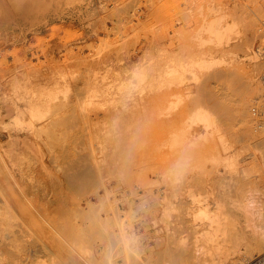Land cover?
I'll use <instances>...</instances> for the list:
<instances>
[{
	"label": "rangeland",
	"instance_id": "obj_1",
	"mask_svg": "<svg viewBox=\"0 0 264 264\" xmlns=\"http://www.w3.org/2000/svg\"><path fill=\"white\" fill-rule=\"evenodd\" d=\"M250 1L23 0L16 7L14 0H0V146L18 140L22 145L33 142L40 151L38 158L22 155L14 169L9 167L23 186L21 195L8 180L3 183V193L19 201V211L25 210L21 216L12 209L10 223L18 236L26 237L29 245L25 243L24 249L29 251L20 254L24 261L18 252L6 255L1 264H21V260L25 264L29 259L32 263L26 264H52L43 246L54 245L61 229L69 242L74 239L69 264L93 263L95 257L100 261L95 258V264H216L241 255L264 238V87L260 91L258 86L264 49L254 38L259 27L264 33V23L248 8L236 6ZM204 46L207 49L199 59L213 66L198 70L195 80L182 67L197 59ZM16 86L21 90L18 97L13 94ZM32 88L41 96L39 103L48 117L29 133L21 131L16 121H26L28 101L18 98ZM242 102L247 103L246 119L239 112ZM197 106L211 113L220 130L209 135L211 139L200 122L185 151L181 148L176 157L164 155L160 139L172 126L188 122ZM182 152H190L189 159ZM228 162L232 166H226ZM164 169L188 173L186 187L178 185L185 189H176L179 197L171 196L175 188L158 186L162 179L156 173L161 175ZM6 170L0 165L1 179L8 175ZM189 173L206 181L198 178L197 185ZM158 202H164L163 210L170 208V216L167 210L159 213ZM1 207L8 210L2 202ZM158 219L166 222L161 228ZM76 240L82 244H74L80 254L79 248H85L84 257L72 245ZM98 243L101 247H96ZM259 252L245 264L264 254Z\"/></svg>",
	"mask_w": 264,
	"mask_h": 264
},
{
	"label": "bare ground",
	"instance_id": "obj_2",
	"mask_svg": "<svg viewBox=\"0 0 264 264\" xmlns=\"http://www.w3.org/2000/svg\"><path fill=\"white\" fill-rule=\"evenodd\" d=\"M22 1L23 0H14V5L16 6V7H19V6H21V4H22ZM236 6H239L240 8H242V7H245V8H248L249 10H251L252 11V13L256 16V17H258L261 21H262V23H264V0H251L249 3H247V4H245V6L244 5H236ZM232 23H236V22H234V21H232ZM261 28L259 27L255 32H254V38H255V40H256V44H258V47L261 49V50H263L264 49V33H263V30H260ZM200 49V48H199ZM205 49H207L205 46L204 47H201V49H200V52H199V54L200 55H198V57H196L197 59H192V61H190V60H188L189 61V64H188V61L187 60H185V61H187V66H184V67H182V68H184V70H185V68H186V72H189V73H191V74H193V76H194V78H195V80L196 79H199L198 77V75H197V73L200 71V70H208V69H211L212 68V66H213V64H210V62H209V60L208 61H201L200 59V57L201 56H203L204 54L203 53H201L202 51L203 52H205L204 50ZM193 58V57H192ZM200 58V59H199ZM191 59V58H190ZM184 60V59H183ZM173 61V60H172ZM184 61V62H185ZM182 63V62H181ZM181 63H180V65L179 66H182L181 65ZM183 65H186L185 63L183 64ZM171 66V65H170ZM175 69L174 67H169V69ZM177 68H178V65H177ZM199 70V71H198ZM167 72V71H166ZM168 73H170V72H168ZM184 73H185V71H184ZM258 73H259V81H258V86L259 87H262L261 89L259 88V90L261 91L262 89H263V87H264V58L262 59V62H260V64L258 65ZM200 74H201V72H200ZM180 75V74H179ZM192 76V75H191ZM164 78V77H163ZM188 78V77H187ZM180 79H181V77H180ZM140 81H142V80H140ZM165 83V82H164ZM162 84V83H161ZM165 84H167V83H165ZM19 85V84H18ZM167 88V87H166ZM259 91V92H260ZM264 91V90H263ZM188 92V91H187ZM21 93V90H20V87L18 86H16V88H15V90L13 91V94H16V97H18L19 96V94ZM38 92H37V90H35V92H34V89L32 88L31 90H29V91H27V92H24V93H22V96H20V98H18L19 100H21V101H24V102H26L27 103V101H28V108L25 110V113L23 114V116H25V119H26V121H24V122H21V120H19L18 119V121H16V125L18 124V126L20 125V126H22L23 128L21 129V131H26V132H29V133H34L35 131H34V124L35 123H37V122H43L45 119H47V117H48V111L46 112L44 109H43V106L41 107V105H40V103H39V98L41 97V96H38V94H37ZM10 95V94H9ZM195 98V97H194ZM195 99H197V98H195ZM200 100V99H199ZM176 101V100H175ZM41 102V101H40ZM15 103H18V101L16 102L15 101ZM176 103V102H175ZM198 103H200L199 101H198ZM167 104V103H166ZM211 104V103H210ZM225 104V103H224ZM242 106H241V109H239V112H240V115L241 116H243V118L244 119H246L249 115H248V112L246 111V108H247V106H246V104L247 103H243L242 102ZM5 105V104H4ZM15 105V104H14ZM172 105V104H171ZM196 105H198V106H201V104L199 105V104H197V102H196ZM195 105V106H196ZM216 105V107H217V104H214V106ZM18 106V105H17ZM17 106H16V108H17ZM198 106H197V109H198ZM213 106V107H214ZM262 107V111H263V113H264V103L261 105ZM22 107V106H21ZM168 107V106H167ZM174 107V106H173ZM203 107V106H202ZM202 107H200L197 111H195L194 112V114H192V116H190V119L188 120V122H182V124L181 125H179L178 124V126H172L171 128H169V130H168V134L166 135V137L165 138H161L160 140H161V142L159 143V147H160V150L162 151V153L164 154V153H166V154H168V153H170V154H172V156L174 157L175 155H177V154H180V152L181 151H179V150H181V148L183 149V147L185 146H187V145H185L186 144V141H188V143L187 144H189V136L190 135H192L193 136V134H195V131H197V129H196V126H197V124L198 123H203L204 124V127L206 128V130H207V135L209 136V135H211V134H213V133H215V132H217L218 130H220L219 128H218V121L216 120V119H214L212 116H211V113H208V112H206ZM216 107H214V108H216ZM196 108V107H195ZM225 108H226V104H225ZM228 108V107H227ZM55 109V108H54ZM193 109V108H192ZM56 110V109H55ZM55 110H53V112L54 113H56L55 112ZM167 110H168V108H167ZM174 110V109H173ZM173 110H170L171 112L173 111ZM9 111V110H8ZM169 111V110H168ZM169 111V112H170ZM15 112V111H14ZM21 112V111H20ZM61 112V111H60ZM193 113V112H192ZM227 113H229V112H226L225 113V115H227V116H225L224 118L226 119H228V114ZM5 114V113H4ZM183 114V113H182ZM181 114V115H182ZM180 115V114H179ZM264 115V114H263ZM4 116V115H3ZM52 116H55V114L53 115L52 114ZM64 116V115H63ZM64 117H67V116H64ZM179 117V116H178ZM250 118H251V116H250ZM8 119V118H7ZM10 119V118H9ZM185 119H187V117L185 118ZM23 120V119H22ZM63 120L65 121L66 119H64L63 118ZM62 120V121H63ZM175 120V119H174ZM223 120V119H222ZM1 121H3V119L1 120ZM67 121V120H66ZM168 121H170V120H168ZM167 121V122H168ZM176 121H178V120H176ZM184 121V120H183ZM54 122V121H53ZM2 123V122H1ZM5 123H6V121H5ZM66 122H63V124H65ZM171 123H172V121H171ZM185 123V124H184ZM223 123V122H222ZM247 123V122H246ZM55 124H56V122H55ZM54 123H52L51 125H55ZM62 124V125H63ZM168 124V123H167ZM3 125V124H2ZM6 125V124H5ZM26 125V126H25ZM50 125V124H49ZM50 125V126H51ZM56 126V125H55ZM55 126H53V128L55 127ZM39 127V126H38ZM63 127H65L64 125H63ZM67 127H68V125H67ZM49 128V127H48ZM48 128H47V131H48ZM46 129V128H45ZM167 129V128H166ZM65 130H67V128L65 129ZM41 131V130H40ZM43 131H44V129H43ZM62 131V130H61ZM167 131V130H166ZM7 132V131H6ZM10 132V131H9ZM48 132H51V130H49ZM47 132V133H48ZM65 132V131H64ZM162 132V131H161ZM5 133V132H4ZM18 133V132H17ZM37 133H39V132H37ZM41 134H42V132H40ZM160 133V132H159ZM167 133V132H166ZM51 134V133H50ZM65 134V133H64ZM19 135V134H18ZM37 135H39V134H37ZM43 135V134H42ZM206 135V136H207ZM40 136V135H39ZM51 136V135H50ZM52 136H53V133H52ZM207 136V137H208ZM10 137V136H9ZM41 137V136H40ZM210 137V136H209ZM33 138V137H32ZM211 138V137H210ZM210 138H208V140L210 139ZM262 138H263V135H262ZM53 137H52V141H53ZM212 139V138H211ZM201 140V139H200ZM51 141V142H52ZM58 141V140H57ZM191 141V140H190ZM156 142V141H155ZM195 142V141H194ZM240 142V141H239ZM45 143V142H44ZM157 143V142H156ZM156 143H154V144H156ZM206 143H208V141L206 142ZM212 143H213V140H212ZM235 143V142H234ZM35 144V143H34ZM49 144V143H48ZM51 145H52V143H50ZM50 144H49V146H50ZM153 144V145H154ZM214 144H215V142H214ZM229 144V143H228ZM200 145V144H199ZM206 145V144H205ZM211 145V142H210V144H209V146ZM223 145V144H222ZM227 145V144H226ZM249 145V144H248ZM31 146V144L30 143H27L26 145L23 143V145H22V141H21V143H20V141H18V140H16L11 146H8V147H3V146H0V165L3 167V170H4V168L5 169H7L6 171H8V172H6V173H8V175H6V177H4V179H1L0 178V202H2L3 204H4V206H6V207H4L3 209H8V210H6V211H4V210H1L2 209V207L0 208V239H1V243H0V264H1V262L3 261V259L5 258V256L6 255H12V254H14V255H16V253H18L19 252V256H18V258L19 259H22V258H24V257H22L21 258V255L20 254H23V252H24V254L25 253H27L28 254V248H27V250L28 251H26V249H24V248H26L25 247V245L27 244V246L29 245V242L28 241H26L25 242V236L24 235H21V236H18L17 235V232L13 229V225L10 223V221H11V219H10V217H12L13 216V214L11 213V211H12V209L14 210V211H16V214H19V215H21V216H24L25 215V210H20L19 211V209H18V207L20 206V203H19V201H16V200H11L7 195H6V193H3V183L6 181V180H8L11 184H13V186L15 187V191L19 194V195H21V193H22V188H23V186H21V184L18 182V181H16V179H15V177H14V175H13V173L11 172V170H10V168L9 167H11L12 169H14L17 165H18V163H17V161L20 159V157H22V155H26V156H31V155H33L34 157H37V153L38 152H40L39 150H37V148L36 147H34L35 145H33V142H32V146ZM43 146H45V144L43 145ZM48 146V145H47ZM192 146V145H191ZM201 146V145H200ZM204 146V145H203ZM208 146V145H207ZM215 146V145H214ZM229 146H231V144H229L228 145V147ZM38 147V146H37ZM159 147H157L156 148V150H158V148ZM195 147V146H194ZM198 147V146H197ZM205 147V146H204ZM222 147V146H221ZM188 148H189V145H188ZM196 148V147H195ZM208 148H210L211 149V147H208ZM208 148H207V150H208ZM212 148H213V146H212ZM222 148H224V147H222ZM190 149H191V147H190ZM204 148H202L201 150H203ZM205 149H206V147H205ZM209 149V150H210ZM214 149V148H213ZM232 149V148H231ZM155 150V149H154ZM153 150V151H154ZM192 150V149H191ZM199 150V149H198ZM206 150V151H207ZM227 150V149H226ZM159 151V150H158ZM183 151H185L184 149H183ZM200 151V150H199ZM198 151V152H199ZM210 151H212V150H210ZM209 151V152H210ZM223 151H224V149H223ZM229 151V150H228ZM179 152V153H178ZM195 152V151H194ZM197 152V151H196ZM203 152H205L204 150H203ZM214 152V151H213ZM221 152V151H220ZM231 152V151H230ZM157 153V152H156ZM160 153V152H159ZM161 153V154H162ZM183 153V152H182ZM190 152H188L186 155H188V159H189V154ZM225 153H226V151H225ZM242 153V152H241ZM30 154V155H29ZM40 154V153H39ZM39 154H38V156H39ZM166 154H164V155H166ZM184 154V153H183ZM184 154V155H185ZM192 154V153H191ZM208 154V153H207ZM215 154H216V151H215ZM227 154V153H226ZM41 155V154H40ZM199 155H202V157H203V154L201 153V151H200V153H199ZM154 156H156V155H154ZM168 156V155H167ZM197 156V155H196ZM205 156V158H206V155H204ZM217 156V155H216ZM235 156V155H234ZM234 156H233V158H234ZM25 157V156H24ZM176 157V156H175ZM178 157V156H177ZM181 157H182V155H181ZM184 157V156H183ZM190 157H193V155H191ZM194 157H195V155H194ZM201 156L200 157H198L197 156V158L196 159H198V158H200V160H201V158H202ZM209 157V156H208ZM23 158V157H22ZM38 158V157H37ZM54 158V157H53ZM65 158V157H64ZM155 159H157L156 157H154ZM204 158V157H203ZM202 158V159H203ZM204 158V159H205ZM232 157H231V159H233ZM241 158V157H240ZM244 158V157H243ZM55 159V158H54ZM54 159H53V161H54ZM57 159V158H56ZM67 159V158H66ZM68 159H70L69 157H68ZM164 159H165V157H164ZM180 159V158H179ZM194 159L195 158H192V160L194 161ZM195 159V160H196ZM208 159V158H207ZM212 159V158H211ZM224 159H225V157H224ZM52 160V159H51ZM168 160V159H167ZM175 160V159H174ZM181 160H183L182 158H181ZM180 160V161H181ZM200 160H196V162L197 161H200ZM209 160V159H208ZM215 160V162H216V158L214 157V159L212 160V161H214ZM50 161V160H49ZM55 161H57V160H55ZM63 161V160H62ZM66 160H64V162H65ZM70 161V160H69ZM157 161H158V159H157ZM164 161V160H163ZM171 161V160H170ZM170 161H169V164H170ZM179 161V162H180ZM203 162H204V160H202ZM206 161V160H205ZM210 161V160H209ZM226 161V160H225ZM228 161V160H227ZM226 161V162H227ZM234 161V160H233ZM63 162V163H64ZM154 162V161H153ZM174 162V161H173ZM192 162V161H191ZM232 162V161H231ZM55 163V162H54ZM56 163H59V161H57ZM55 163V164H56ZM60 163H61V161H60ZM59 163V164H60ZM62 163V164H63ZM97 163V162H96ZM181 163L183 164L184 162L183 161H181ZM198 163V162H197ZM200 163V162H199ZM229 163V162H228ZM235 163V162H234ZM66 164H68V162H66ZM155 164V163H154ZM162 164V163H161ZM171 164H172V162H171ZM176 164H178V165H175V167L177 166V168H178V166L180 165L178 162H176ZM195 164V162L193 163V165ZM201 164V163H200ZM203 164V163H202ZM201 164V165H202ZM212 164H213V162H212ZM215 164V163H214ZM227 164V163H226ZM230 164V163H229ZM53 166H54V164H52ZM97 165V164H96ZM152 166H153V164H151ZM165 164H164V162H163V165L162 166H164ZM219 165V164H218ZM56 166V165H55ZM65 166V165H64ZM173 167H174V165H172ZM185 167H186V165H184ZM184 166H181V167H184ZM196 166V165H195ZM226 166H232L231 164L230 165H226ZM98 167H101V166H98ZM151 167V166H150ZM192 167H194V166H192ZM202 167V166H201ZM68 168V166L65 168V169H67ZM69 168H70V166H69ZM164 168H167V167H164ZM189 168V167H188ZM195 168V167H194ZM197 168V167H196ZM229 168V167H228ZM238 168H239V166H238ZM58 169L59 170H61V168H60V165H59V167H58ZM98 169H100V168H98ZM174 169V168H173ZM173 169H168V170H166V169H164V170H166V171H163L162 170V172H159V173H161V175H159L158 173H156L158 176H159V178H160V176H161V183H159V184H161V185H158V186H162V185H164L165 186V189L166 188H171V189H173V188H175L174 190H173V192L174 191H176V189H177V191H182V190H184L185 189V183L188 181H186V178H188V175H186V173L187 172H184V170H173ZM185 169V168H184ZM187 169V168H186ZM185 169V170H186ZM193 169V168H192ZM199 169V168H198ZM198 169H196V170H198ZM201 169L202 168H200V170H198V171H200L199 173L201 174L200 176H202V173H204V169H202V172H201ZM236 169H237V167H236ZM48 170V169H47ZM189 170V169H188ZM56 171V170H55ZM64 170L62 169V171L61 172H63ZM14 172V171H13ZM58 172H60V171H58ZM70 172V171H69ZM157 172V171H156ZM2 173V172H1ZM1 173H0V176H1ZM6 173H4L3 172V174H6ZM151 173V172H150ZM198 173V174H199ZM16 174V173H15ZM65 174V173H64ZM152 174V173H151ZM156 174H154V176L156 175ZM188 174V173H187ZM190 174V173H189ZM190 175H192L190 178L193 180V181H196L198 178H199V176L198 177H196V176H194V173L193 174H190ZM3 176V175H2ZM62 176V175H61ZM66 176V175H65ZM71 176V175H70ZM148 176H150V174L148 175ZM154 176H152V177H154ZM204 176V175H203ZM209 176V175H208ZM69 179V178H68ZM195 179V180H194ZM199 179H201V178H199ZM198 179V180H199ZM205 179V178H204ZM203 179V180H204ZM70 180V179H69ZM152 180V179H151ZM157 180V179H156ZM202 180V179H201ZM200 180V181H201ZM202 180V181H203ZM66 181V180H65ZM83 181V180H82ZM160 181V180H159ZM186 181V182H185ZM189 181H190V179H189ZM205 181H206V179H205ZM211 181V180H210ZM150 182H152V181H150ZM149 182V183H150ZM156 182V181H155ZM191 182V181H190ZM189 182V183H190ZM197 182V181H196ZM195 182V183H196ZM66 183H69V181L68 182H66ZM83 183H85L84 181H83ZM153 183H154V180H153ZM158 183V182H157ZM185 185H184V184ZM189 183H187L188 185H189ZM195 183H193V184H195ZM205 183V182H204ZM207 183V182H206ZM81 184V183H80ZM155 184V183H154ZM197 185H198V182L196 183ZM195 184V185H196ZM202 185H203V183H201ZM200 184V185H201ZM210 184H211V182H210ZM83 185V184H82ZM178 185L180 186L181 185V187H183L182 185H184L185 187H184V189H182V188H180V189H178ZM192 185V184H191ZM67 186H68V184H67ZM149 186H151V185H149ZM176 186H177V188H176ZM194 185H192V187H193ZM205 186V185H204ZM82 187H84V186H82ZM152 187H154L153 188V190L156 188L155 187V185L154 186H152ZM151 188V187H150ZM187 188H189V187H187ZM194 189H195V187H193ZM192 188V189H193ZM198 188H200V186L198 187ZM208 188V187H207ZM210 188V187H209ZM63 189V188H62ZM68 189H69V186H68ZM189 189H191V188H189ZM197 189V188H196ZM2 190V191H1ZM152 190V189H151ZM158 190H159V187H158ZM198 190V189H197ZM202 190V189H201ZM200 190V191H201ZM166 191V190H165ZM176 191V192H177ZM195 191V190H194ZM171 192V196L173 197H177L178 195H176V194H178L179 192H175V195H174V193H172V190L170 191ZM170 192H166V193H170ZM184 192V191H183ZM189 192H190V190H189ZM189 192H188V194H189ZM191 192H193V190L191 191ZM199 192V191H198ZM207 192V191H206ZM200 193V192H199ZM204 193V192H203ZM151 194H153V192L151 193ZM187 194V193H186ZM191 194V193H190ZM194 194V193H193ZM182 195V194H181ZM183 195H185V194H183ZM192 195V194H191ZM199 195V194H198ZM71 197V196H70ZM165 197H167V196H165ZM175 197V198H176ZM179 197V196H178ZM183 197V196H182ZM189 197V196H188ZM194 197H196V194H195V196ZM156 198H158V197H156ZM70 199V198H69ZM155 199V198H154ZM174 199V198H173ZM172 199V200H173ZM179 199V198H178ZM183 199V198H182ZM185 199V198H184ZM192 199V198H191ZM195 199V198H194ZM198 199V198H197ZM206 199V198H205ZM156 200V199H155ZM158 200H159V198H158ZM64 201V200H63ZM162 201V200H161ZM168 201V200H167ZM167 201L165 202V200H164V202H165V204L167 203ZM156 202V201H155ZM164 202H161L162 204H164ZM158 203H160V202H158ZM160 203V204H161ZM203 203H205V202H203ZM160 204H158V205H160ZM160 205L161 206V211H159V213L160 212H162V211H166L167 209H168V207L167 208H165L164 210H163V208L164 207H166V206H163V205ZM169 204H170V202H169ZM195 204H196V202H195ZM168 205V204H167ZM173 205V204H172ZM159 206V207H160ZM175 206V205H174ZM177 206H179L178 204H177ZM186 206H187V204H186ZM196 206V205H195ZM65 207V206H64ZM63 207V208H64ZM163 207V208H162ZM173 207V206H172ZM171 207V208H172ZM176 207V206H175ZM188 207V206H187ZM178 208V207H177ZM199 208V207H198ZM173 209V208H172ZM176 209V208H175ZM60 210V209H59ZM155 210V209H154ZM168 210H170V208L168 209ZM168 210L166 211V212H168ZM178 210V209H177ZM180 210V209H179ZM187 210H189V207H188V209L186 208V211ZM193 211H194V209H193ZM198 211V210H197ZM158 212V211H157ZM166 212H165V215H167L166 214ZM180 212V211H179ZM182 212V211H181ZM195 212V211H194ZM57 213V212H56ZM163 213V212H162ZM169 213V212H168ZM172 213V212H171ZM184 213H185V210H184ZM184 213H181L182 215L184 214ZM74 214V213H73ZM178 214V213H177ZM176 214V215H177ZM180 214V213H179ZM188 214V213H187ZM187 214H184V216L185 215H187ZM156 215V214H155ZM162 215V214H161ZM165 215L163 214V216H164V219L163 220H165V219H167L166 217L168 216H166L165 217ZM198 215V214H197ZM84 216V215H83ZM169 216H170V213H169ZM168 216V217H169ZM180 216V215H179ZM188 217H190V216H188ZM198 217V216H197ZM161 218H162V216H161ZM199 218V217H198ZM66 219V218H65ZM78 219V218H77ZM120 219V218H119ZM125 219V218H124ZM178 219H180V218H178ZM175 220V221H179V220ZM190 219V218H189ZM107 220V219H106ZM123 220V219H122ZM128 220H129V218H128ZM163 220H161V222H160V220L158 219L156 222H160L159 224H160V228L162 227L161 226V223H163ZM184 220H185V218H184ZM196 220V219H195ZM102 221H105V220H102ZM112 221H113V219H112ZM125 221H127V219H125ZM124 221V222H125ZM165 221H167V220H165ZM169 221V220H168ZM183 221V220H182ZM186 221V220H185ZM56 222H58V220L56 221ZM132 222V221H131ZM171 222V221H170ZM169 222V223H170ZM59 223V222H58ZM67 223V222H66ZM107 223V222H106ZM164 223H166V222H164ZM164 223L162 224V225H164ZM176 223V222H175ZM53 224V223H52ZM55 224V223H54ZM109 224H110V222H109ZM126 224V223H125ZM124 224V225H125ZM157 224V223H156ZM155 224V225H156ZM174 224V223H173ZM172 224V225H173ZM193 224V223H192ZM58 225H60V224H58ZM57 225V226H58ZM63 225V224H62ZM108 224H106V226H107ZM127 225V224H126ZM131 225V224H130ZM166 225H168V224H166ZM169 225H171V224H169ZM72 226V225H71ZM99 226V225H98ZM115 226V225H114ZM159 226V225H158ZM180 226H182V225H180ZM179 226V227H180ZM54 227H56V226H54ZM108 227V226H107ZM124 227V226H123ZM177 227V226H176ZM61 227H58L57 229H60ZM62 228L64 229V227L62 226ZM75 228V227H74ZM120 228V227H119ZM127 228V227H126ZM164 228V227H163ZM167 228V227H166ZM183 228V227H182ZM55 229V228H54ZM57 229H55L56 231H57ZM129 229V228H128ZM175 229V228H174ZM62 230V229H61ZM61 230H59L60 232H62V234H64L63 232H65V231H61ZM80 230V229H79ZM82 230V229H81ZM100 230V229H99ZM158 231H159V228L157 229ZM161 230V229H160ZM165 230V229H164ZM173 230V229H172ZM175 230H177V229H175ZM188 230V229H187ZM168 231V230H167ZM182 231H184V228H183V230ZM235 231V230H234ZM87 232V231H86ZM97 232V231H96ZM114 232V231H113ZM124 232V231H123ZM161 232V231H160ZM173 232V231H172ZM172 232H171V234H172ZM90 233H93V232H90ZM90 233H88V235H90ZM98 233H103V232H97L96 234H98ZM111 233V232H110ZM51 234V233H50ZM62 234L60 235V239H58V241H55V244L53 245H50V246H48L47 244V246H43V250L42 251H47L46 253L47 254H49L50 255V257H48L47 259L49 260V258H51L52 259V262H51V259H50V261L49 262H51L52 264H69V256H70V254L72 253V251H71V249H70V242L72 241V239H70L71 238V236L72 235H69L68 237V239H70L71 241L69 242L67 239H66V237L65 236H62ZM84 234V233H83ZM95 234V235H96ZM116 234V233H115ZM127 234V233H126ZM160 233H158V235H159ZM236 234V233H235ZM92 235V234H91ZM90 235V236H91ZM104 235V234H103ZM109 235V234H108ZM111 235H114V234H111ZM157 235V234H156ZM167 235H168V233H167ZM173 235V234H172ZM54 236V235H53ZM86 236H87V234H86ZM90 236H88V237H90ZM93 236H94V234H93ZM92 236V237H93ZM99 236V235H98ZM100 236H102V234L100 235ZM79 237V236H78ZM85 237V236H84ZM91 237V238H92ZM97 237V236H96ZM95 237V238H96ZM102 237H104V236H102ZM113 237V236H112ZM126 237V236H125ZM169 237V236H168ZM175 237H176V235H175ZM104 238H106V237H104ZM103 238V239H104ZM165 237L163 236V239H164ZM172 238V237H171ZM170 238V239H171ZM174 238V237H173ZM235 238V237H234ZM244 238V237H243ZM79 239H80V237H79ZM99 239V238H98ZM97 239V240H98ZM109 239V238H108ZM111 239H113V238H111V236H110V240ZM157 239H160L159 237L157 238ZM169 239V240H170ZM177 239V238H176ZM99 240H102V238L101 239H99ZM99 240L98 241H94L95 243H97V242H99ZM106 240V239H105ZM133 240V239H132ZM167 240V239H166ZM240 240H242V239H240ZM244 240H246V239H244ZM73 241H74V239H73ZM77 241V240H76ZM89 241H91L90 240V238H89ZM112 241L113 240H111V243H112ZM115 241V240H114ZM129 241V240H128ZM161 241V240H160ZM176 241V240H175ZM258 241V240H257ZM256 241V242H257ZM68 242H69V244H68ZM80 242H83V241H81V239H80ZM80 242L79 241H77L76 243H74L73 242V246H74V244L77 246V247H79L80 245H82V244H80ZM102 242V241H101ZM129 242H131V241H129ZM255 242V243H256ZM26 243V244H25ZM88 243H90V242H88ZM103 243V242H102ZM104 243H105V241H104ZM109 243H110V241H109ZM115 243V242H114ZM127 243V242H126ZM158 243V242H157ZM244 243V242H243ZM242 243V244H243ZM23 244H24V246H23ZM78 244V245H77ZM80 244V245H79ZM148 244V243H147ZM84 245V244H83ZM101 245V244H100ZM112 245V244H111ZM111 245H109L110 247H111ZM167 245V244H166ZM254 245V244H253ZM76 246H74L75 248H76ZM85 246H87V245H85ZM101 247V246H99V243H98V245H96V247ZM109 246H108V249H109ZM128 246V245H127ZM163 246H165V244L163 245ZM245 247H247L248 246V244L247 245H244ZM45 247H46V250H45ZM82 248H79V250H81V252L83 251V252H85V248L83 247V246H81ZM113 247V248H112ZM112 250L114 249V246L112 245ZM162 247V246H161ZM166 247V246H165ZM83 248H84V250H83ZM89 248V247H88ZM105 248H107V247H105ZM127 248V247H126ZM22 249H24V250H22ZM77 249V248H76ZM117 249V248H116ZM245 249V248H244ZM31 250V249H30ZM33 250V249H32ZM75 250V249H74ZM96 250V249H95ZM98 250H99V248H98ZM111 250V249H110ZM246 251H241L242 252V254L241 255H235V256H229V257H232V258H228V259H225V260H223V261H219V262H217L216 264H245L250 258H252V256L254 255V254H256V253H258L259 251V253H261L262 251H264V238H262V239H260L259 240V242L258 243H256V245H254V246H249V247H247L246 249H245ZM262 250V251H261ZM22 251V252H21ZM26 251V252H25ZM105 251V250H104ZM116 251V250H115ZM132 251V250H131ZM82 252V253H83ZM91 252H93V251H91ZM91 252L89 253V254H91ZM113 252V251H112ZM118 252V251H117ZM140 252V251H139ZM144 252V251H143ZM180 252V251H179ZM44 254H45V252H43ZM76 253L78 254V255H82V253L80 254V251H78V249H77V251H76ZM87 254H88V252H86ZM109 253H110V251H109ZM115 253V252H114ZM31 254V253H30ZM40 254H42L41 253V251H40ZM39 254V255H40ZM85 254V253H84ZM120 254V253H119ZM128 254V253H127ZM141 254V253H140ZM39 255H38V258H39ZM74 255V254H73ZM94 255V254H93ZM99 255V254H98ZM104 256H105V254H103ZM103 255H100V256H102V257H104ZM111 255H113V254H111ZM131 255H133V254H131ZM136 255V254H135ZM176 255V254H175ZM17 256V255H16ZM23 256V255H22ZM27 256H29V255H27ZM42 256H44L43 254H42ZM46 256V255H45ZM99 256V257H100ZM106 256H110V255H106ZM142 256V255H141ZM158 256V255H157ZM181 256V255H180ZM72 257V256H71ZM76 257H79V256H76ZM81 257H84V256H81ZM95 257V256H94ZM102 257H101V260H103L102 259ZM116 257V256H115ZM134 258L136 257V256H133ZM29 258V257H28ZM36 258V257H35ZM87 258H89V256L87 257ZM96 258V257H95ZM95 258H93V260H92V262L93 263H89L90 262V260L87 262L88 264H95L94 263V259ZM109 257H107V259H108ZM112 258V257H111ZM108 259L109 261L111 260H114L115 258H113V259ZM177 258H179V257H177ZM27 259V258H26ZM72 259H74V258H72ZM85 260H86V258H84ZM106 259V261H108ZM117 259V258H116ZM120 259V258H119ZM133 259V258H132ZM169 259V258H168ZM184 259V258H183ZM23 260V259H22ZM21 260V264L23 263V261ZM36 260V259H35ZM40 260V259H39ZM42 260V259H41ZM75 260V259H74ZM73 260V261H74ZM82 260V259H81ZM96 260L98 261V259L96 258ZM122 260V259H121ZM126 260H127V258H126ZM165 260V259H164ZM26 262H31L30 261V259H29V261L28 260H25ZM44 261V260H43ZM42 261V262H43ZM78 262V260H75V262ZM84 261V260H83ZM104 261V260H103ZM108 261V262H109ZM136 261V260H135ZM140 261V260H139ZM163 261V260H162ZM177 261V260H176ZM26 262H24L25 264H26ZM37 262H39V261H37ZM72 262V261H71ZM85 262V263H86ZM100 261H98L97 263H99ZM105 262V261H104ZM118 262V261H117ZM127 262V261H126ZM128 262H129V260H128ZM132 262H134V259H133V261ZM159 262V261H158ZM165 262V261H164ZM32 263V262H31ZM73 263V262H72ZM86 263V264H87ZM112 263H114V262H112ZM125 263V262H124ZM130 263H131V260H130ZM28 264V263H27ZM35 264H36V262H35ZM39 264H40V262H39ZM43 264V263H42ZM45 264H47V263H45ZM76 264V263H75ZM127 264V263H126ZM140 264V263H139ZM164 264V263H163ZM166 264V263H165ZM176 264V263H175Z\"/></svg>",
	"mask_w": 264,
	"mask_h": 264
},
{
	"label": "built area",
	"instance_id": "obj_3",
	"mask_svg": "<svg viewBox=\"0 0 264 264\" xmlns=\"http://www.w3.org/2000/svg\"><path fill=\"white\" fill-rule=\"evenodd\" d=\"M253 264H264V254L255 260Z\"/></svg>",
	"mask_w": 264,
	"mask_h": 264
}]
</instances>
